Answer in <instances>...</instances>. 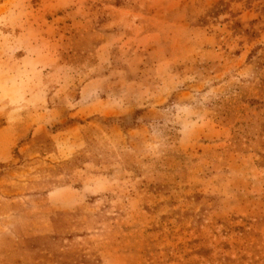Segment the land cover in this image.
Returning <instances> with one entry per match:
<instances>
[{
	"label": "rangeland",
	"instance_id": "obj_1",
	"mask_svg": "<svg viewBox=\"0 0 264 264\" xmlns=\"http://www.w3.org/2000/svg\"><path fill=\"white\" fill-rule=\"evenodd\" d=\"M0 264H264V0H0Z\"/></svg>",
	"mask_w": 264,
	"mask_h": 264
}]
</instances>
